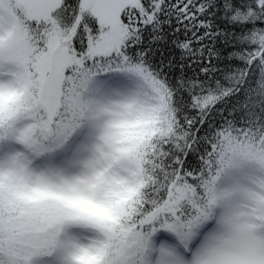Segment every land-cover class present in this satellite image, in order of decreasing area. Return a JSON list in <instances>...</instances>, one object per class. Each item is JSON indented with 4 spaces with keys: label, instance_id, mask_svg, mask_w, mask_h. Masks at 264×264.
Returning a JSON list of instances; mask_svg holds the SVG:
<instances>
[{
    "label": "snow or ice",
    "instance_id": "obj_1",
    "mask_svg": "<svg viewBox=\"0 0 264 264\" xmlns=\"http://www.w3.org/2000/svg\"><path fill=\"white\" fill-rule=\"evenodd\" d=\"M0 264H264V0H0Z\"/></svg>",
    "mask_w": 264,
    "mask_h": 264
}]
</instances>
